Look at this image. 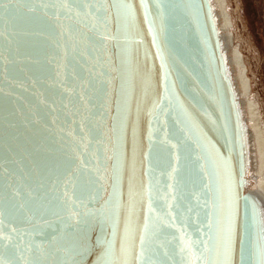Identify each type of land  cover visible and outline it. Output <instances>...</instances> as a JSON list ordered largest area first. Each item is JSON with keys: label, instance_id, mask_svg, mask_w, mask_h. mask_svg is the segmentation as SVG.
Returning a JSON list of instances; mask_svg holds the SVG:
<instances>
[{"label": "water", "instance_id": "1", "mask_svg": "<svg viewBox=\"0 0 264 264\" xmlns=\"http://www.w3.org/2000/svg\"><path fill=\"white\" fill-rule=\"evenodd\" d=\"M228 50L214 0H0V264H264Z\"/></svg>", "mask_w": 264, "mask_h": 264}, {"label": "rangeland", "instance_id": "2", "mask_svg": "<svg viewBox=\"0 0 264 264\" xmlns=\"http://www.w3.org/2000/svg\"><path fill=\"white\" fill-rule=\"evenodd\" d=\"M219 1L225 4L228 19L225 34L230 36L231 48L240 56L238 66L248 81L247 121L256 147V160L259 164L262 156L259 151L258 138H261L264 157V0ZM251 181L250 187L253 189L260 182L264 184V167L259 172L255 168L252 169Z\"/></svg>", "mask_w": 264, "mask_h": 264}, {"label": "bare ground", "instance_id": "3", "mask_svg": "<svg viewBox=\"0 0 264 264\" xmlns=\"http://www.w3.org/2000/svg\"><path fill=\"white\" fill-rule=\"evenodd\" d=\"M225 1H227V0H225ZM214 3L216 4L217 10H218V14H219V16L221 18L220 19V24H221V27H222L223 32L225 34L226 33V30H227V23H228V19L226 18V13H225V4H223L222 1H219V0H214ZM225 36H226L227 46H228V49H229L228 51H229V55H230V61H231V64H232V69H233L234 77H235V79L237 81V85L239 87L240 95H241V98H242V101H243V104H244V109L246 111V116L248 118V104H247L248 81L245 79V76H244L243 72L240 70V68L238 66V64H239V57L240 56H239V54L235 50H233L231 48V39H230V36L228 34H225ZM257 142H259V151H261L260 153H261L262 159H261V161L258 164V162L256 160V157H257L256 147H255L254 140L252 138V146H253V149L252 150H253V158H254V161H253V165L251 167V174H250V176H252V169L255 168L259 172L260 169L262 170L263 167H264V159H263L264 157H263V152H262V148H261V144H262L261 138H258L257 139ZM254 189L264 199V184H262V182H260L259 185H257V187H255Z\"/></svg>", "mask_w": 264, "mask_h": 264}, {"label": "snow or ice", "instance_id": "4", "mask_svg": "<svg viewBox=\"0 0 264 264\" xmlns=\"http://www.w3.org/2000/svg\"><path fill=\"white\" fill-rule=\"evenodd\" d=\"M249 259H250V256H249Z\"/></svg>", "mask_w": 264, "mask_h": 264}]
</instances>
